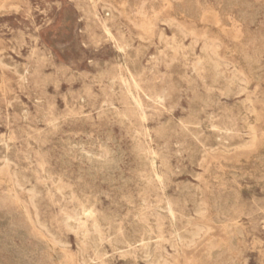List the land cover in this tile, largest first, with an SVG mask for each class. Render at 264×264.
<instances>
[{
	"label": "rangeland",
	"instance_id": "374dc122",
	"mask_svg": "<svg viewBox=\"0 0 264 264\" xmlns=\"http://www.w3.org/2000/svg\"><path fill=\"white\" fill-rule=\"evenodd\" d=\"M103 1L108 0H96L94 15L89 0H0L4 6L0 12V138L14 148L20 176L29 177L41 191V221L67 243L70 254H77L80 238L65 228L61 212V205L67 202L41 171L42 161L53 178L61 177L75 192L84 193L100 215L122 222L130 237L137 227L134 214L141 191L146 198L143 213L158 215L156 206L164 200V193L176 196L178 188L199 186L204 177L222 196L236 243L222 249L216 259L202 261L204 241L227 243L230 234L209 213L197 216L194 202L188 201L185 211L191 223L212 230L202 245L186 250L175 264H264V162L252 157L264 142V81L227 83L235 69L242 68L244 53L258 49L264 55V0H244L232 8L226 7L227 0H198L199 20L180 21L182 35L177 25L155 21L150 25L151 34L132 39L134 47L141 45L140 38L144 45L140 59L143 80L135 92L143 101L145 122L136 115L123 118L110 112L131 102L116 73L122 59L117 48L122 43L118 27L126 37L135 31L111 0L109 5L120 22L110 23L109 36L102 28ZM161 1L152 2L145 12ZM174 39L182 50L177 61L164 53L166 43L172 46ZM206 41L215 42L218 56L228 62L219 75L207 67H193ZM249 98L258 114L259 141L237 148L239 138L242 142L250 139L245 128L251 118L246 111ZM111 99L114 107L108 105ZM132 124L149 128L152 141L148 142L156 152L161 184L154 181L142 189L137 183ZM163 127L168 130L159 135ZM70 143L76 146L69 147ZM100 145L110 149L116 159L112 172L91 165L76 153L78 146L96 152ZM194 149L199 153H191ZM10 177L6 171L0 172V191L12 193ZM67 206L72 210L69 202ZM12 210L15 214L0 222L1 264H67L63 258L52 257L17 206ZM140 218L145 222V216ZM149 220L154 227L155 217ZM163 223L168 239L170 227L166 219ZM167 250L173 255L169 247ZM98 252L96 257L87 247L85 256L93 263L128 264V258L107 242ZM139 255L138 264H147L141 252Z\"/></svg>",
	"mask_w": 264,
	"mask_h": 264
},
{
	"label": "bare ground",
	"instance_id": "6f19581e",
	"mask_svg": "<svg viewBox=\"0 0 264 264\" xmlns=\"http://www.w3.org/2000/svg\"><path fill=\"white\" fill-rule=\"evenodd\" d=\"M154 1L156 0H112V2L116 3L120 10L125 13L129 28L134 30L135 34L130 33L129 37H126L123 32L119 30L121 27H118L122 43L119 44L117 48L122 59L118 63L116 73L117 77L124 83L123 91L125 96H127L131 102H123L122 109L114 107L112 99L108 105L114 107L110 110L114 115L122 116L123 118L126 117L127 114L136 115L141 122H145L147 116L143 111V101L135 91L140 88V83L143 80V69L140 64V59L143 56L144 45L142 44V38H140L139 44L141 45L134 47L132 39L137 36L144 37V35L146 36V34L150 33V31H152L150 25L155 21H162L170 26L177 25L180 29L179 34L182 35V28L178 25L180 21L182 22L186 19L197 21L201 13L197 6L198 0H162L156 3L154 9L145 12V8L148 6L150 7ZM110 2L111 0L102 2V11L104 15L102 28L109 36H111L109 32L110 23L120 22L117 16L118 14H115V9L110 7ZM89 3L92 6L94 15H96V0H89ZM243 3L244 0H227L225 5L227 8H232ZM2 11H4V6L0 4V12ZM170 13L171 16L166 17V15ZM136 31L139 32L136 33ZM158 38L163 40V34L159 33ZM164 53L165 56L171 58L172 61H177V55L182 53L179 41L174 39L172 46L166 43ZM188 55H190L189 51ZM227 63V61L218 56L216 43L206 41L193 67L195 69H205V67H207L209 70L213 71L215 75H219L220 68L226 66ZM0 66H3L1 60ZM241 66L242 68L240 69L238 66L232 77L227 80L229 85H233L239 80L245 82L247 85L248 81H264V55L261 50L256 49L244 53ZM20 77L21 79L24 78L22 75ZM112 91L115 92V90ZM144 96L151 99L150 95L147 93H144ZM82 99L85 101L84 97H82ZM157 99H161V97L158 96ZM252 101L251 98L248 99L249 105L246 111L251 115V118L245 124L250 139L247 142H242L240 140L241 138H239V141L234 145L237 148H247L248 144H256L259 141L256 133L258 114L251 104ZM131 106H133V108ZM138 111L141 112L138 113ZM127 119L129 120V118ZM167 130L168 127H163L158 130V133L159 135H164ZM131 135L136 145V153L138 156L139 167L136 176L137 183L142 189L152 185L154 181L161 184L162 175L156 163V152L148 142L149 140L152 141L149 128L145 125H143L142 128H138L132 124ZM193 137L198 139V134L194 133ZM259 145V152L252 157L259 162H264V142ZM70 146L75 147L76 145L70 143L69 147ZM13 150L14 148L6 139L0 138V172L6 171L10 174L9 186L12 189V193H7L4 190L0 191V211H6V213H0V222L6 220L7 217L13 216L15 213L12 207L17 206L18 213L25 218L28 225L35 231L36 235L40 237L42 243L47 246L46 249L50 251L52 257L55 259L63 258L67 264H102L97 262L93 263L94 260L86 257V248L90 247L97 257L101 244L107 242L120 253L121 257L128 258V264H138L137 260L140 258V252L147 264H175L178 257L183 255L186 250L194 249L198 247V245H202V240L209 236L212 230L211 227H202L191 223L185 211V203L188 201L194 202V212L197 216L205 217L206 213H209L211 219L216 224L222 225L230 234L227 243L217 244L209 239L206 243L204 241L203 253L201 255L202 261L216 259L222 249H227L229 246H234L236 243V236L232 234L234 225L229 224L232 219H230L222 203V196L213 188L212 183L204 177L200 179L201 184L199 186H191L189 184L178 188L176 196L169 197L167 193H164V200L156 206L157 212L161 213L158 214L159 217L153 213L147 214L148 216L143 213L146 198L141 191L140 204L134 214L137 227L134 228L132 236L130 237L125 234L122 222H116V220L109 215H100L98 210L94 207V204L89 201L84 193L75 192L70 184H64L61 177L53 178L46 170L45 162L42 161L39 164L41 171L45 173L46 178L51 180L52 184L56 185V189L61 194L62 200L67 203L69 202L72 206V210H69L67 203L61 205L65 228L75 232L80 238L81 247L77 251V254L72 255L69 252L67 243L63 242L58 235L53 234L49 227L41 221L42 212L40 206L43 200L41 191L37 186H33L30 183L29 177L24 175L20 176V171L16 169L19 165L13 158ZM209 150L212 149L210 148ZM69 151L71 152V148H69ZM76 153H78V157L87 160L93 166L94 163H96L98 168L105 171L112 172L116 167V159L112 155V151L104 145H100L96 152H94L93 149L86 151L78 146ZM93 153L98 154L96 155ZM191 153L195 155V153L199 152L197 149H194ZM26 158L28 159V156ZM204 160L205 158H203L202 161ZM36 180H38V178H36ZM29 183L30 187L27 189L26 185ZM161 188L163 189V186H161ZM53 197L54 196L51 194L50 199L52 200ZM130 204L132 205L134 202L130 201ZM117 216L118 215H115V217ZM140 216H145V222L141 220ZM151 216L155 217L154 227L148 224L150 221L149 217ZM224 216L227 221L223 219ZM164 219L168 221L170 227L168 239L164 235ZM167 247L171 249L173 255L168 253Z\"/></svg>",
	"mask_w": 264,
	"mask_h": 264
}]
</instances>
